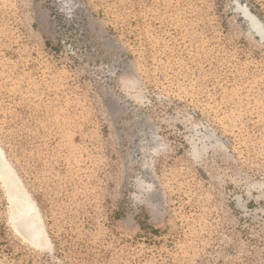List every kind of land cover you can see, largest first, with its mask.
Wrapping results in <instances>:
<instances>
[{
	"label": "rangeland",
	"instance_id": "obj_1",
	"mask_svg": "<svg viewBox=\"0 0 264 264\" xmlns=\"http://www.w3.org/2000/svg\"><path fill=\"white\" fill-rule=\"evenodd\" d=\"M246 13L264 28V0H0V264H264Z\"/></svg>",
	"mask_w": 264,
	"mask_h": 264
},
{
	"label": "bare ground",
	"instance_id": "obj_2",
	"mask_svg": "<svg viewBox=\"0 0 264 264\" xmlns=\"http://www.w3.org/2000/svg\"><path fill=\"white\" fill-rule=\"evenodd\" d=\"M246 16H247V18L251 21V23H252V25L254 26V27H256V29L261 33V34H264V28H262L261 27V25H260V21L257 19V18H255V17H253L251 14H248V13H246ZM3 162L0 160V171L2 170V168H3ZM27 201V200H26ZM32 206V205H31ZM26 208V207H25ZM30 212V211H29Z\"/></svg>",
	"mask_w": 264,
	"mask_h": 264
}]
</instances>
